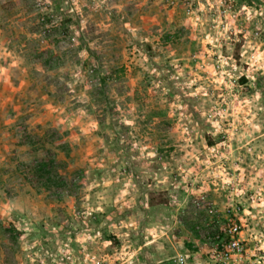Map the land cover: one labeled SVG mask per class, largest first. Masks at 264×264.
<instances>
[{
    "label": "rangeland",
    "instance_id": "rangeland-1",
    "mask_svg": "<svg viewBox=\"0 0 264 264\" xmlns=\"http://www.w3.org/2000/svg\"><path fill=\"white\" fill-rule=\"evenodd\" d=\"M230 1L0 0V264H264V35L229 49ZM29 119L73 145L62 200L4 167Z\"/></svg>",
    "mask_w": 264,
    "mask_h": 264
},
{
    "label": "trees",
    "instance_id": "trees-1",
    "mask_svg": "<svg viewBox=\"0 0 264 264\" xmlns=\"http://www.w3.org/2000/svg\"><path fill=\"white\" fill-rule=\"evenodd\" d=\"M97 121L99 130L102 131L105 127L104 122L99 119ZM20 134L22 135L21 140L16 144L13 155H11L13 157H10L11 162L14 163V167H10V170L19 173L24 184L37 191H45L49 198L62 200L66 195H71L77 180L74 173L69 172L70 161L68 159L73 145L70 140H67V132H61L60 129L43 128L39 125L31 127L27 122H22ZM102 135L104 137V134ZM207 143L209 146L215 144L210 137ZM19 146L27 148L28 161L15 158ZM61 153H64V157Z\"/></svg>",
    "mask_w": 264,
    "mask_h": 264
},
{
    "label": "crops",
    "instance_id": "crops-1",
    "mask_svg": "<svg viewBox=\"0 0 264 264\" xmlns=\"http://www.w3.org/2000/svg\"><path fill=\"white\" fill-rule=\"evenodd\" d=\"M216 1H217L216 3H220L219 0H216ZM229 3L234 4V5L236 3L237 7L240 6L238 9H241V7H243V8H247L248 10L243 12L244 14H241L239 18L235 17L231 21H229L230 22V29L227 31L229 32L230 36L229 37L223 36V38L224 39L229 38L231 40V43L227 44L229 49H231L230 45H233V46H236L237 50H247L246 48H244L245 47L244 42L250 43V39H249V41H246V39L249 37V30L253 29V30H256V32H259V28L257 26H253V25H258L259 23H261V26L263 28L262 35H264V0H231ZM240 12H241V10L239 12H237V14H239ZM202 21H204V20H201V22ZM205 22H206V20H205ZM250 26H252L253 28H251ZM205 33L206 32L204 31L203 36H206L210 40V37L208 35H206ZM214 39H215V36H213V40ZM209 43H212L211 40L209 41ZM261 44L264 45V43H261ZM213 47L208 48V50H212V49L222 50V47L219 48L218 44L216 46H213ZM252 47H253V49H257V48H255L256 43H255V45H252ZM262 49L264 50V46ZM19 88H18V90H16V92H12V95H1L0 94V101H2V103H4L3 112H1L3 114H0L1 115L0 118L2 117L4 120V124H6L4 126L5 130H8L10 127H12V125L10 123L13 120L18 119L17 121L20 123V118L23 117V115H24L22 112H20V114H16V117L19 115L18 116L19 118L15 119L12 110L9 111V109H8V104H13L15 99L17 101H19V99H20L19 93L22 92V89H24V87L23 86L20 87V85H19ZM16 95H17V98L15 97ZM18 97H19V99H18ZM0 111H1V109H0ZM26 122H30V119L26 120ZM16 129H17V127L15 126L14 135H16ZM5 132H4L3 136H1L2 138L0 140L1 146L3 147V150H4L3 151V158H0V160L6 159V156H9V153H11V151L14 147V142H13L14 141L13 140L14 135H12L10 133L11 138L8 139L9 135L7 136ZM19 132L20 131H19V127H18V133ZM6 137H7V139H6ZM4 165H5L4 167H7V166L14 167V163L9 164V161H7V160L5 161ZM4 194H5V196L0 197V202L2 204V208L0 206V217H3V216L10 214L11 209H13L9 203L6 204V202L4 203V201L1 200L4 197H5L4 199L7 198L6 200H8L10 198L9 196L6 195L5 192H4ZM24 194L25 193H22L23 198L26 197V195H24ZM12 206H13V204H12Z\"/></svg>",
    "mask_w": 264,
    "mask_h": 264
},
{
    "label": "built area",
    "instance_id": "built-area-1",
    "mask_svg": "<svg viewBox=\"0 0 264 264\" xmlns=\"http://www.w3.org/2000/svg\"><path fill=\"white\" fill-rule=\"evenodd\" d=\"M258 34H259V32H256V35H258ZM225 231H227L230 235V240L228 241V246L232 250L237 249L238 251H240L242 249V246H241L240 240L236 237L237 234L239 233V226L236 225L235 223H230L225 228ZM225 257L228 258L229 254L227 253Z\"/></svg>",
    "mask_w": 264,
    "mask_h": 264
}]
</instances>
